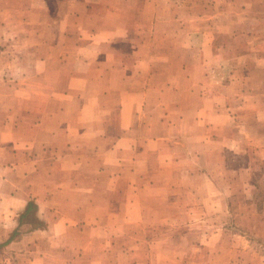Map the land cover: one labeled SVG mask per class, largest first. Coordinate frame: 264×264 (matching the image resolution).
<instances>
[{"label": "crops", "instance_id": "0c3cea01", "mask_svg": "<svg viewBox=\"0 0 264 264\" xmlns=\"http://www.w3.org/2000/svg\"><path fill=\"white\" fill-rule=\"evenodd\" d=\"M192 1L0 0V40L36 55L25 61L26 84L5 96L11 118L7 139L0 135V218L10 215L14 230L33 201L44 223L6 244L31 252L24 264H240L245 240L229 228L245 218L234 199L241 192L220 182L226 167L233 181L248 172L242 191L253 196V157L242 168L228 164L225 149L236 148L222 142L219 129L236 112L213 106L224 98L219 89L237 82V69H229L232 84L213 93L220 80L208 68L231 62H171L178 73L160 75V62L141 54L142 42L131 53L116 44L138 34L160 37L161 21L178 24V6ZM216 3V19H236L239 29H218L207 24L214 16L186 11L183 33L191 36L188 22L200 20L206 36L264 44L260 11L251 15L238 0ZM176 30L166 36L175 40ZM70 57L73 69L65 73L59 67ZM152 105L162 113L144 117ZM3 144L13 146L5 151Z\"/></svg>", "mask_w": 264, "mask_h": 264}, {"label": "rangeland", "instance_id": "374dc122", "mask_svg": "<svg viewBox=\"0 0 264 264\" xmlns=\"http://www.w3.org/2000/svg\"><path fill=\"white\" fill-rule=\"evenodd\" d=\"M262 1L263 2H260V0H238L239 3L246 4L247 13L254 15L257 11H260L263 15L262 17H264V0ZM213 2H215V5L208 1L199 3L194 0L190 4L187 3L183 5L182 3V5L178 6L177 11L178 16H180L178 24L175 22V25H170L168 22L161 21L160 27L158 26V29L161 31L160 37L153 38V35L138 34L137 36H133L132 39H126L125 42L117 41L116 44L121 46L124 51L131 53V49L136 47L137 42H142L144 44V50L141 54L144 55L148 61L160 62V72H162L160 75H164L165 73L176 74L178 67L175 64L171 65V62H231V68L225 67L223 64L220 67L213 66L208 68V74L212 77H210V79L219 76L220 80V83L216 84L213 88V93L216 92V88L221 83L225 84V86L232 84L230 83L231 79L227 77L232 72L229 71V69H237V72L234 74V78L237 82H233L234 85L228 90L219 89V91L224 94V98L213 101V106H216V104L220 102L219 106L231 107L236 112L233 114V117L226 121H224L225 116L221 119L225 126V128L219 129L222 142L228 144L233 143L236 148L235 151L226 148L225 158L232 168L238 169L246 164L248 156L253 157L250 166L253 170L252 182L256 185V193L253 196H249L242 191L243 189H247L245 187V180L250 178L248 172L245 173L242 171L240 174L235 173L234 179L236 180L233 181L232 174L234 173H232L230 171L231 168L228 167L225 168V177L221 180L220 185L224 189H227L230 185V187H235L236 190L241 192L238 193L235 191L234 199L237 201V205L242 206L243 211L240 213L242 216L244 215L245 218L240 220V227L234 226V228H229L231 234L232 231H235L245 240L246 245L242 247L244 253L240 260V264H264V140H262V135L264 138V56H262L264 50L259 48H264V44L248 43L244 41V36H242L236 45H232L233 41L230 40V37L226 33H216L214 36L207 35V37L199 31L202 26L200 20H191L188 22L193 32L191 36H186L183 33L185 12L190 11L191 14H201L200 11H202L205 15L214 16V14H217L218 8L216 6L217 0H213ZM244 4L243 6H245ZM211 21L212 25H216L218 29L222 30L225 28L228 30H235L239 25L238 20L232 19L231 17L220 16L216 19V16H214L207 24L210 25ZM253 21L254 20L251 18L245 19L243 21V26L250 28ZM180 24L183 25L180 26ZM174 28L177 29L175 40L172 39L173 37L171 35L170 37L166 36V31H172ZM210 37H215L216 40L215 43V40H213L214 45L212 46L205 44V41L210 39ZM10 40L12 39L0 40V127H2L0 135L2 139H7L8 131L6 130L7 128L4 129L3 126L7 125L11 118L10 109L4 110L3 108L12 105L5 96L15 91L18 86L26 84L25 78L29 77L28 75H30V73L25 72V66L28 64V62L25 61H31L36 57L34 52L22 50L20 49V45H16L10 42ZM232 46L236 48H232ZM45 53L46 52L43 50L36 54H43L44 56ZM69 53L72 56V52L65 51V55ZM24 62L25 65H21ZM65 62H70V65L59 68L62 70L65 69V73H67L68 70L73 69V59L70 57L69 59H65ZM192 67L195 75H198V73L201 74L202 68L199 67V65L193 64ZM89 69L88 67L87 70ZM88 73L92 72L89 71ZM20 75L22 76L20 77ZM160 80L164 81V79ZM44 85L47 86L48 83ZM14 94L15 92L12 93L11 97H14ZM204 101H209V99L205 98L203 102ZM193 103L194 106H199L198 101L194 100ZM155 107L156 106L152 105L144 117H158V114L162 113V110L158 108V111H152ZM147 115L149 116L147 117ZM5 135L7 136L3 137ZM253 142L254 144H252ZM9 145L13 146L12 144ZM9 145L4 147L5 151L9 149ZM192 145L194 146L195 144L192 143ZM3 151L2 149V152ZM227 173L229 174L228 177ZM230 187L229 189H231ZM251 202L254 204L248 206ZM20 216L21 215H19V218ZM230 218L232 219L231 216ZM41 223L43 222L35 215V208H33L24 217V224L20 223L16 227L19 230L16 236ZM12 227L10 215L7 214V216H2V218H0V264H24L26 262V257L32 256L30 255L31 252L25 251L24 247H21L22 249H15L6 246V240L12 235L14 230H16H12ZM42 227L44 226H39L38 228ZM207 229L211 231L210 227H207ZM196 230L200 232L201 228H196ZM205 230L206 228L204 231ZM225 233H227V231ZM180 244L184 246L183 243H178V245ZM18 253L19 256H17Z\"/></svg>", "mask_w": 264, "mask_h": 264}, {"label": "trees", "instance_id": "16d2710c", "mask_svg": "<svg viewBox=\"0 0 264 264\" xmlns=\"http://www.w3.org/2000/svg\"><path fill=\"white\" fill-rule=\"evenodd\" d=\"M33 208H35V204L33 202H28L27 207H26V210L20 216V223H21V218L25 217L28 214V212L30 210H32ZM39 226H43V223H41L38 226L36 225V226L31 227V229L38 228ZM15 229L16 230H14V232L12 233V235H10L8 237V239L6 240L7 243L10 242V241H12L15 238L16 234H18L17 232H19V230L17 228H15Z\"/></svg>", "mask_w": 264, "mask_h": 264}]
</instances>
